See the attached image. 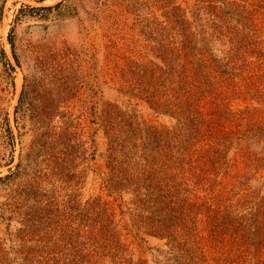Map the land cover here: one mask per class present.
<instances>
[{"label":"rangeland","instance_id":"rangeland-1","mask_svg":"<svg viewBox=\"0 0 264 264\" xmlns=\"http://www.w3.org/2000/svg\"><path fill=\"white\" fill-rule=\"evenodd\" d=\"M178 52L232 59L212 72L223 80L235 66L236 90L219 81L201 94V112L228 134V164L206 180L170 170L195 205L172 240L148 232L132 186L108 187L107 162L132 154L110 131L139 132L137 151L148 127L168 132L159 150L189 146L184 121L150 106L138 72ZM263 128L264 0H0V264H264V168L241 156L261 152Z\"/></svg>","mask_w":264,"mask_h":264},{"label":"trees","instance_id":"trees-1","mask_svg":"<svg viewBox=\"0 0 264 264\" xmlns=\"http://www.w3.org/2000/svg\"><path fill=\"white\" fill-rule=\"evenodd\" d=\"M185 44L187 43L182 42V48L186 47ZM181 53L178 52L176 56ZM190 55L189 52L181 54L174 65L167 62L169 59L166 56L165 59H162V64L148 62L141 64L138 70V72L141 71L139 75L140 85H146V87L141 88V91L148 93L150 106L156 111L168 113L175 116L177 120L184 121L187 137L183 142L189 143V146L182 147L180 151L177 150V156L159 150L153 146L154 142L158 135H167L168 132L153 130V128L148 127L147 136L151 141L150 143H143L140 151H137L136 144L132 140L136 138V134L139 132L131 131V135L121 136L108 131L110 141L115 142L117 147L121 149L130 148L132 154L126 153L127 155H125L124 153V158L134 159L131 170L128 169L127 165H123L124 158L119 160L115 156H111L108 159V187L121 190V188L132 186L136 208L143 212L144 218L141 220L146 222L151 229L148 232L172 240L176 226L178 224L184 226L186 215L190 214L189 211L195 205H189L184 198L177 197L179 192L181 193V185L185 184V181L176 183V177L170 174V170L179 164L181 166L188 165L194 178L206 180L210 170L217 171L221 166L228 164L225 154H222L223 150L219 148L224 146L228 134L223 131L219 124L214 123L209 118L210 116L206 117L201 112V94L212 92L219 81L222 84L220 87H231V90H236L235 81H230L235 76L232 71L235 66L230 68L231 71L223 73L225 75L223 80H220L218 76H213L214 73L212 72V70L216 71L218 67V73L221 77V65L231 64L232 59H215L211 56L207 57L203 52ZM260 129L250 127L248 130L251 134L250 137L255 142H259L263 137ZM262 130L264 131V128ZM198 141H205L207 147L204 148L202 145L192 149L191 147ZM207 141H212L215 145H210ZM122 152L124 151L122 150ZM125 152H128V149ZM134 155H137L138 158H133ZM241 156L248 166L256 168L262 162L258 168H264V148L261 152H253L248 148L242 152ZM177 184H180L178 194L174 190ZM196 207L203 210L210 209V205L205 202L199 203ZM207 211L209 213L211 210ZM208 213L207 215L210 217L211 214ZM151 222L156 225L151 227ZM256 224L259 223H256L255 220V227L262 225V223L257 226ZM241 229L244 230L243 227ZM212 234L214 235L211 237L217 238V233L212 232Z\"/></svg>","mask_w":264,"mask_h":264}]
</instances>
